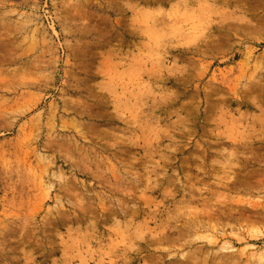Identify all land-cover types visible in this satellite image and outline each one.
<instances>
[{"label": "rangeland", "instance_id": "374dc122", "mask_svg": "<svg viewBox=\"0 0 264 264\" xmlns=\"http://www.w3.org/2000/svg\"><path fill=\"white\" fill-rule=\"evenodd\" d=\"M0 264H264V0H0Z\"/></svg>", "mask_w": 264, "mask_h": 264}]
</instances>
